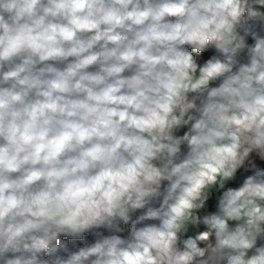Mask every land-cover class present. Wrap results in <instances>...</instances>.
<instances>
[{
  "label": "clouds",
  "instance_id": "clouds-1",
  "mask_svg": "<svg viewBox=\"0 0 264 264\" xmlns=\"http://www.w3.org/2000/svg\"><path fill=\"white\" fill-rule=\"evenodd\" d=\"M264 0H0V264H264Z\"/></svg>",
  "mask_w": 264,
  "mask_h": 264
},
{
  "label": "trees",
  "instance_id": "trees-1",
  "mask_svg": "<svg viewBox=\"0 0 264 264\" xmlns=\"http://www.w3.org/2000/svg\"><path fill=\"white\" fill-rule=\"evenodd\" d=\"M260 167H264V163H257Z\"/></svg>",
  "mask_w": 264,
  "mask_h": 264
},
{
  "label": "crops",
  "instance_id": "crops-1",
  "mask_svg": "<svg viewBox=\"0 0 264 264\" xmlns=\"http://www.w3.org/2000/svg\"><path fill=\"white\" fill-rule=\"evenodd\" d=\"M256 163H264V161L257 160Z\"/></svg>",
  "mask_w": 264,
  "mask_h": 264
}]
</instances>
